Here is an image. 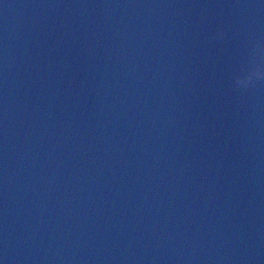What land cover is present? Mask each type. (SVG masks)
<instances>
[{
  "label": "water",
  "instance_id": "obj_1",
  "mask_svg": "<svg viewBox=\"0 0 264 264\" xmlns=\"http://www.w3.org/2000/svg\"><path fill=\"white\" fill-rule=\"evenodd\" d=\"M0 264H264V0H0Z\"/></svg>",
  "mask_w": 264,
  "mask_h": 264
}]
</instances>
